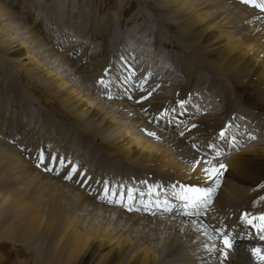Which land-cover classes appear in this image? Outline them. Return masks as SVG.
<instances>
[{
    "label": "bare ground",
    "instance_id": "bare-ground-1",
    "mask_svg": "<svg viewBox=\"0 0 264 264\" xmlns=\"http://www.w3.org/2000/svg\"><path fill=\"white\" fill-rule=\"evenodd\" d=\"M111 1L107 18L94 0L83 22L60 17V28L53 16L48 35H77L69 45L85 44L78 58L0 2V52L31 81L11 84L18 104L0 118V264H264V242L232 235L227 247L220 226L264 214V10L243 0H138L126 19L134 0ZM36 92L27 108L24 93ZM226 126L240 134L220 138L214 155L206 142ZM29 149L33 164L20 155ZM221 164L217 185L203 170ZM182 185L212 189L188 205L194 216L156 205L162 186ZM117 186L128 194L112 196Z\"/></svg>",
    "mask_w": 264,
    "mask_h": 264
},
{
    "label": "rangeland",
    "instance_id": "rangeland-1",
    "mask_svg": "<svg viewBox=\"0 0 264 264\" xmlns=\"http://www.w3.org/2000/svg\"><path fill=\"white\" fill-rule=\"evenodd\" d=\"M1 1L8 4V6H10L12 9L16 10L15 11L16 13H19V14H17L18 16L16 17L18 19H16V20H19V22L23 23L22 26H28L30 31L35 32V34H37L39 38H43V40H45V41L47 40L46 42H49V45L53 44L56 48L59 49L60 52H65V53H66V51L70 52L71 56L74 58H78L79 56L80 57L82 56V54H83L82 51L84 49L83 46L85 44H82L80 47H73V46L69 45L72 40H74L75 38L77 39V37H76L77 35L73 34L72 37L67 36L64 38L58 34L59 33L58 30H56L55 33L53 32L52 33L53 35H51V34L48 35V33L50 32L51 27H52L51 20H52L53 16H54V18H53L52 22L54 20H57L59 26L62 25V27H60V28H63L64 22H62V20H63L64 16H65L64 19L67 21H72V22H81L82 21L83 22V20H81L79 13L83 10L85 4L88 3L87 2L88 0H65V1H68L67 6L60 4L57 7L55 6L54 3H55V1L57 3H59L58 1H60V0H0V2ZM108 1L109 0H107V2ZM139 2L140 1H138V0H134V3L129 7L127 13L125 14L126 19L130 18L133 15L134 9L139 7ZM42 3H44V5L41 9L42 11L39 12L38 11L39 10L38 5L40 6ZM63 3H66V2H63ZM100 3H101L100 0H94V3H92V5L95 7L94 11L97 13L98 16H101L102 18H107V16H109V14H110L109 11L111 10L110 8H111L112 1L110 0L106 4V6H104L103 8L100 7ZM154 3L159 6L163 2L158 0V1H154ZM256 3L257 4L262 3V0H256ZM123 5H122V7H123ZM54 6L57 9H55ZM262 10H264V9H262ZM88 11H92V9L88 10ZM82 13H84V10L82 11ZM60 17H63V18H60ZM24 22H25V24H24ZM149 22H151V21H149ZM126 27L127 26H125V25L123 26V28H122L123 32H126V30H128V28H126ZM133 28H135V26ZM129 29L131 30L132 28H129ZM42 32L44 34H42ZM86 35H87V33H86ZM139 37H141V35ZM121 38H124V37H121ZM125 39L119 40L118 45L119 46H124L125 44L128 45L130 43L129 39H131V37L129 36V37H127V40H125ZM137 40H135V42H134L135 44H137V42H136ZM73 43H75V42H73ZM123 51L126 52V50H123ZM127 51H129V49ZM20 66H21L20 62L15 60V59H12L7 52H0V99L4 103L3 110H1V112H0V118H2V119L5 118L4 117L5 115L9 114V109L6 110L7 109L6 104L10 105L12 109H15L16 105L18 104V99L11 94L12 93L11 89H10L11 84L13 82H15V83H17V85L21 86L25 83H31L30 79H28L26 77V75H24L23 73H22V75L20 74V72H21ZM120 84H121V82L115 84V88H117V89L119 88L121 90H124ZM104 89L112 90L111 88H106V87ZM24 95L27 96L26 98H28L29 107L27 106V108L36 107L38 105V103L35 100H33L32 98L38 99V96L40 95L39 92H36L35 95H30L27 93H24ZM132 95H134V92H131V96ZM240 98H242V96H240ZM249 101L251 102V100H249ZM188 106H189V104H188ZM190 106H191V104H190ZM30 110L31 109H29V111ZM188 110H189V113H191V111H192L191 107ZM18 115L20 116V119H22L21 121L24 122L26 115L23 114L22 112L19 113ZM1 120H0V129H3L5 127H4V125H2ZM24 130H25V128L24 129L21 128L20 133L23 132ZM16 137H17L16 138V140H17L20 136H16ZM225 140L227 141V139H225ZM247 147L249 148V147H253V146L247 145ZM47 148L50 149V145ZM263 148H264V146H263ZM242 149H243V145H238L237 148L233 147V149L229 150L228 152H226L225 155L220 157L219 160H224V159L227 160L228 158L233 156V154L235 152L240 151ZM45 151H46V148L43 149V152L42 151L40 152V155L43 154L44 162H40L39 164L45 163V160H46V157L44 156ZM27 153H25L23 151V152H20V155L22 157H24L25 159L30 160L33 164L34 163L33 160H35V158H36V151H34V153H35L34 154V153H32V149H29V150H27ZM29 153H31L32 155L34 154V156L32 157V155H30ZM52 161H54V160L50 158L48 163L53 164L54 162H52ZM62 168H63V166H59V169H62Z\"/></svg>",
    "mask_w": 264,
    "mask_h": 264
},
{
    "label": "snow or ice",
    "instance_id": "snow-or-ice-1",
    "mask_svg": "<svg viewBox=\"0 0 264 264\" xmlns=\"http://www.w3.org/2000/svg\"><path fill=\"white\" fill-rule=\"evenodd\" d=\"M244 3H251L257 7H260L264 9V3H256V0H243ZM40 161L43 162V154L40 155ZM226 166L221 164L219 168L216 167H211V168H206L203 171L205 174L208 176V178H213L216 177V183L217 185L219 184V176L222 174L221 169H224ZM75 171V169H73ZM66 178H71V173H69L68 177ZM131 192V190H129ZM212 191V189L208 188H200L196 186H188V185H182L181 186V192L179 194V198L181 200L187 201V205L195 206L197 203L201 202L202 200L206 199L208 197V194ZM131 198V196L129 197ZM246 218V217H245ZM262 221H264V216L260 218ZM249 223H251V220H248ZM225 245L227 247L231 246L230 240L228 237H225ZM258 249H253L254 254L258 253Z\"/></svg>",
    "mask_w": 264,
    "mask_h": 264
}]
</instances>
